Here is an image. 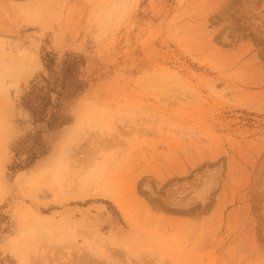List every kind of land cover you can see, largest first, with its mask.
<instances>
[{"label":"rangeland","instance_id":"obj_1","mask_svg":"<svg viewBox=\"0 0 264 264\" xmlns=\"http://www.w3.org/2000/svg\"><path fill=\"white\" fill-rule=\"evenodd\" d=\"M0 74V264H264V0H0Z\"/></svg>","mask_w":264,"mask_h":264},{"label":"bare ground","instance_id":"obj_2","mask_svg":"<svg viewBox=\"0 0 264 264\" xmlns=\"http://www.w3.org/2000/svg\"><path fill=\"white\" fill-rule=\"evenodd\" d=\"M2 74V73H1ZM1 74H0V76H1ZM3 76V75H2ZM3 78V77H2ZM2 78H0L1 80H2ZM1 83V82H0ZM108 126V125H107ZM113 128H111L110 129V126H109V128L108 129H106L107 130V132H110V133H112V130ZM113 131H116V130H114L113 129ZM83 183H84V193H88V184H89V179L88 178H86V179H84L83 180Z\"/></svg>","mask_w":264,"mask_h":264}]
</instances>
